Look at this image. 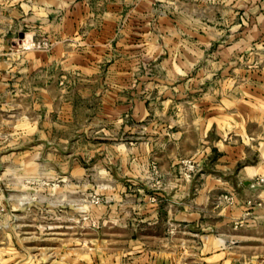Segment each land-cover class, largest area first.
<instances>
[{
  "label": "rangeland",
  "instance_id": "rangeland-1",
  "mask_svg": "<svg viewBox=\"0 0 264 264\" xmlns=\"http://www.w3.org/2000/svg\"><path fill=\"white\" fill-rule=\"evenodd\" d=\"M15 6L0 16V264H264V225L236 228L261 185L232 178L264 151V0ZM222 142L245 158L223 167Z\"/></svg>",
  "mask_w": 264,
  "mask_h": 264
},
{
  "label": "crops",
  "instance_id": "crops-1",
  "mask_svg": "<svg viewBox=\"0 0 264 264\" xmlns=\"http://www.w3.org/2000/svg\"><path fill=\"white\" fill-rule=\"evenodd\" d=\"M23 0H0V16L5 17L4 16V9L5 7H9L10 4H12V7H10L11 9L9 10L10 12L8 13V15H10V13L12 12V15H19L20 14H16V10H17V6H21ZM26 1V0H24ZM27 1H31V0H27ZM9 3V4H7ZM30 3V2H29ZM28 11V13H30V7H28V10H26V12ZM215 118L213 116V114H210V116L207 117L206 123L203 126V131L204 132H212V130L215 129V132L220 133V129L215 124V120L213 119ZM229 122V121H228ZM229 124L231 125V128L235 126L234 123L229 122ZM242 130H244L242 128ZM263 131H264V122H263ZM246 135V134H245ZM246 138L248 139L249 137L246 135ZM262 142V141H260ZM264 141L262 142V144H260V146L264 149ZM222 144V146L227 147L226 149L223 147V149L226 150V155L220 151V147L216 146L214 147L219 153H221L218 158H217V162L221 161V160H225L226 163L221 164L223 167L229 168V167H234V165L236 164V162L239 161V158H245V152L243 151V148L240 147H235V146H230L229 144H225V143H220V145ZM233 147V148H232ZM242 147V144H241ZM232 149V150H231ZM219 165V166H221ZM262 175L264 176V151L262 153H259V156L257 158L256 163L253 164H248V165H243L242 167H240L236 173H234V177L233 181L234 183L239 186L240 184V190L247 192L249 191L250 187H251V182L254 180V178L256 177V175ZM209 190V189H208ZM259 195L262 196V201L264 203V182L263 184H261V188L259 191ZM237 215L235 216L236 219H239L240 216H242L243 211H244V206L240 204L238 210H236ZM253 212L255 213V216H253V218H247L244 219L243 221H241V223L236 227V228H249V229H254L255 232H257V229L261 226L264 225V204L262 206H257L254 208ZM198 214V212L196 211H188V213H184L183 216L185 217H190L189 219L191 220H195L194 218L196 217V215ZM188 220V219H187ZM257 238H262L261 236H258ZM239 239V238H237ZM235 238V241L238 242ZM210 241H212L214 244H216L217 246H219V250L223 249V247L225 248V243H226V239L223 237H217V236H213L209 239ZM219 255L222 256L220 258V263L227 261L228 257V253L226 252L224 255H222L223 253H221L222 251H219Z\"/></svg>",
  "mask_w": 264,
  "mask_h": 264
},
{
  "label": "built area",
  "instance_id": "built-area-1",
  "mask_svg": "<svg viewBox=\"0 0 264 264\" xmlns=\"http://www.w3.org/2000/svg\"><path fill=\"white\" fill-rule=\"evenodd\" d=\"M264 182V176L262 175H256V177L254 178V180L251 182V187H257L261 184H263ZM250 201H248L249 203ZM259 203V202H258Z\"/></svg>",
  "mask_w": 264,
  "mask_h": 264
}]
</instances>
